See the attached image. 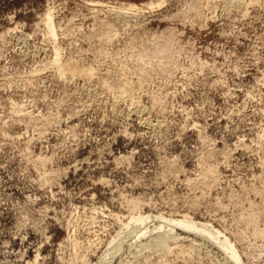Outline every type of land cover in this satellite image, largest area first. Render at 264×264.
Here are the masks:
<instances>
[{
    "label": "rangeland",
    "instance_id": "1",
    "mask_svg": "<svg viewBox=\"0 0 264 264\" xmlns=\"http://www.w3.org/2000/svg\"><path fill=\"white\" fill-rule=\"evenodd\" d=\"M132 201L264 264V0H0V264H229Z\"/></svg>",
    "mask_w": 264,
    "mask_h": 264
},
{
    "label": "bare ground",
    "instance_id": "2",
    "mask_svg": "<svg viewBox=\"0 0 264 264\" xmlns=\"http://www.w3.org/2000/svg\"><path fill=\"white\" fill-rule=\"evenodd\" d=\"M125 10H131L130 8H128V9H125ZM44 26H45V28H46V30H47V33H48V35H50V36H55V31H54V27H53V23H52V20H51V16H50V14L49 13H47L46 14V17H45V19H44ZM110 34L112 33V32H109ZM108 34V33H107ZM113 34V33H112ZM114 36H115V34H113ZM111 36V35H110ZM169 37V36H168ZM106 38V37H105ZM172 37L170 36V38L169 39H171ZM175 38V37H174ZM107 39V38H106ZM109 39V38H108ZM172 40V39H171ZM166 44V43H165ZM164 46H166L167 47V45H164ZM163 46V47H164ZM168 48V47H167ZM164 49V48H163ZM55 51H56V49H55ZM54 51V52H55ZM56 54H58V53H56ZM59 55V54H58ZM53 64H54V66L56 65L57 66V69L60 71V72H58L60 75L61 74H64V72H66V70H64L65 68H63L61 65H59V62H58V59H57V55L55 56V58H54V60H53V62H52ZM70 68V67H69ZM69 68H67L68 70H70ZM71 71V70H70ZM70 71L68 72V73H70ZM73 71H71V73H72ZM74 72H75V70H74ZM70 73V74H71ZM76 73V72H75ZM74 74V73H73ZM137 106V105H136ZM137 108V107H136ZM141 109V108H140ZM142 109H143V107H142ZM141 109V110H142ZM145 109H146V107H145ZM134 110V109H133ZM132 110V111H133ZM139 110V109H138ZM137 109H135V111L133 112V114L135 115V116H139L140 117V121H142L143 119H142V111L140 110V111H138ZM146 110H148V109H146ZM18 111H21V110H18ZM22 112V111H21ZM24 112V111H23ZM129 112V111H128ZM147 112V111H146ZM130 113H132V112H130ZM144 114H146V113H144ZM129 115V114H128ZM127 116V115H126ZM144 116V115H143ZM146 116H147V114H146ZM129 117V116H128ZM136 119H138V118H136ZM148 119V118H147ZM146 119V121H147V123L149 122V126H150V124H151V122L150 121H148ZM132 120H135V119H133L132 118ZM145 120V119H144ZM137 121V120H136ZM139 121V120H138ZM144 123H146V122H144ZM143 123V124H144ZM146 123V124H147ZM142 124V123H141ZM142 124V125H143ZM141 125V126H142ZM143 127H144V125H143ZM142 127V128H143ZM148 128V127H147ZM150 128V127H149ZM145 130H146V128H144ZM151 129V128H150ZM209 155V154H208ZM210 156V155H209ZM208 156V157H209ZM210 158V157H209ZM208 173V172H207ZM206 176V175H205ZM133 200V199H132ZM131 203V202H130ZM138 201L137 202H133L132 201V203L130 204V206H129V208H128V210H131V214H130V216H129V218H128V221H127V223H126V225L128 226V225H130L131 226V228H130V230H129V232H132L131 234L132 235H134L133 233H138V235H140V237H138V235H137V237H138V241H139V239L141 238H145V235L143 236V230H145L146 229V226H147V222L149 221V218L148 217H146V216H144V217H134V215H135V213H134V211L138 208V204H140V203H138ZM126 204H127V202H126ZM127 207V206H126ZM137 212V211H136ZM253 213V212H252ZM129 214V213H128ZM248 215H250V214H247V217H248ZM259 215V216H258ZM258 215L256 214V213H254V214H251L246 220L247 221H243V223L244 222H247V224H250V225H255V223H256V221L258 220H256V218H257V216H258V218L259 217H261V215L258 213ZM116 217V216H115ZM118 218H119V216H118ZM118 218H116L117 220H118ZM120 220V219H119ZM259 220H260V218H259ZM258 220V221H259ZM253 221H255V223L254 224H251ZM124 223V224H125ZM160 223H162V224H159V227L161 226V229L163 228V226L164 227H168L169 229H166V230H164V229H162L161 231L163 232H161V234H160V232L159 233H156L155 234V236H153V237H148L147 235H149V234H147L146 236L148 237L146 240H144V239H142L141 241H139V243L137 244L136 243V245L135 244H133V245H135V246H137V251H139V250H147V249H150V250H152V252L153 253H155V251H156V253H158V252H160L161 254H163V252L166 250L167 251V247L169 246V243H171L172 241L174 242L177 238H176V236L173 234L172 235V229H174V228H176V227H178L180 230L182 229V230H185L186 231V233L187 232H190L191 234L193 233V234H195L196 236H198L197 238L199 239V238H201V240H206L207 241V243L208 242H210V244H212V247H214V246H216V248L218 249H220L222 252L221 253H223V254H225V256L224 257H226V261L227 260H229V264H230V262L232 263V264H239V257H238V254H237V250H236V246L232 243V241H230L227 237H225V236H223L224 235V233H222L221 234V232H219L218 230H211V228H209V227H207V225L205 224H200V223H196V222H192V221H190V220H187V219H185L184 217H182V219H179V220H173V221H171L170 223H166V224H164V222H160ZM125 225V226H126ZM245 225H246V223H245ZM209 226V225H208ZM158 227H153L152 229V231H156V229H157ZM158 230H159V228H158ZM164 230V231H163ZM181 230V231H182ZM128 231V230H127ZM126 231V232H127ZM241 231V230H240ZM141 232V233H140ZM148 232V231H147ZM149 232H151V230H149ZM158 232V231H157ZM182 232H184V231H182ZM243 232V231H242ZM242 232H241V234H242ZM255 232H257V231H255ZM259 232H262L263 234H264V232H263V229L261 230V231H259ZM140 233V234H139ZM185 233V232H184ZM190 233H188V235L190 234ZM262 233H260V234H262ZM141 234H142V236H141ZM240 234V233H239ZM241 234H240V238H241ZM260 234H258V232L256 233V234H254V236L256 235H260ZM127 235H128V233H127ZM195 235H193V236H195ZM238 235V234H237ZM135 236V235H134ZM134 236H130V238H134ZM150 236V235H149ZM261 236V235H260ZM126 237V236H125ZM128 237V236H127ZM126 237V238H127ZM136 237V236H135ZM242 237H244V234H243V236ZM124 238V237H123ZM122 238V239H123ZM126 238H124L125 239V241H126V243L130 240V239H128V241H127V239ZM235 238V237H234ZM261 238V237H260ZM195 239V238H194ZM197 239V240H198ZM236 239H237V236H236ZM235 239V240H236ZM244 239V238H243ZM242 239V240H243ZM120 240V239H119ZM240 239H238V241H239ZM122 241V240H121ZM121 241H118L115 245H113L112 247V249L110 248L109 250H112V251H109V253H106V251H105V253L107 254V256L109 255V257H115L116 255H114V252H115V250H117L120 246H121V244L124 242V244H126L125 243V241H123L122 243H121ZM131 241H133V240H131ZM130 241V242H131ZM134 242V241H133ZM204 242V241H203ZM131 244V243H130ZM209 244V245H210ZM202 245V244H201ZM204 245V244H203ZM207 245V244H206ZM208 245V246H209ZM214 245V246H213ZM173 246H175V245H173ZM134 249V248H133ZM132 249V250H133ZM136 249V248H135ZM168 249H170L169 247H168ZM212 249V248H211ZM214 249V248H213ZM119 250H120V248H119ZM220 250H218V251H220ZM131 251V250H130ZM182 251H184V250H180V254H181V252ZM186 251H188V250H186ZM216 251V250H215ZM119 252V251H118ZM144 252V251H143ZM143 252H139V254H137V255H140V253H143ZM151 251H150V253H152ZM188 252H190V251H188ZM187 252V253H188ZM116 253H117V251H116ZM115 253V254H116ZM129 253V252H128ZM148 253H149V250H148ZM152 253V254H153ZM155 253V254H156ZM168 253H169V250H168ZM185 253V252H184ZM132 254H135V250H134V253H132ZM159 254V253H158ZM157 254V255H158ZM179 254V253H178ZM178 255V256H181V255ZM183 254V253H182ZM104 255V254H103ZM176 255H177V253H176ZM219 255H221V254H219ZM164 256V255H163ZM102 257V256H101ZM103 257H105V256H103ZM102 257V260L103 261H100L101 262V264H103L104 263V260L106 261V259L105 258H103ZM177 256H175V258H176ZM115 259V258H114ZM117 259V258H116ZM177 259V258H176ZM99 260H101V258L99 259ZM107 260H109V258L107 257ZM111 260L113 261V259L111 258ZM224 260V259H223ZM110 261V260H109ZM99 262V263H100ZM108 262V261H107ZM223 262V261H222ZM228 262V261H227ZM106 264H108V263H106ZM224 264H228V263H224Z\"/></svg>",
    "mask_w": 264,
    "mask_h": 264
}]
</instances>
